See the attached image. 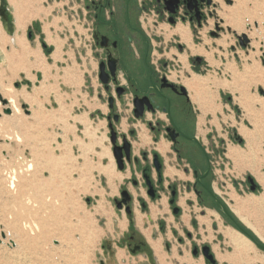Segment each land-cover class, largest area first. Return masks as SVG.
<instances>
[{
	"label": "rangeland",
	"instance_id": "374dc122",
	"mask_svg": "<svg viewBox=\"0 0 264 264\" xmlns=\"http://www.w3.org/2000/svg\"><path fill=\"white\" fill-rule=\"evenodd\" d=\"M92 1L0 0L11 32L9 35L3 29L0 20V94L16 93L21 112L13 114L9 105L0 103V121L15 116L19 126L13 130L0 123V173L20 172L16 183L20 195L29 194L32 199L37 195L33 200L39 202L24 205L18 198L6 199L0 190V264H144L142 255L134 257L121 245L129 220L124 210H117L115 202L123 187L134 197V227L149 242L157 264H207L201 253L192 255L193 248L208 246L211 250L215 241H221L218 230L233 226L212 201L196 198L192 171H184L188 168L186 161L173 160V167L166 163L164 171L177 186L178 218L170 211L167 194L160 193L159 200L150 202L141 187L137 190L126 180L131 176L130 169L121 171L116 165L107 121V93L98 78V62L103 55L94 45V14L87 8ZM131 1L141 10L152 64L158 68L165 64L167 78L184 87L181 71L187 79L192 74L208 78L213 109L201 115L193 105L195 134L209 158L208 183L219 193L218 199L224 204L221 198L225 200L231 193L240 199L258 198L262 188L255 184V191L249 189L250 173L243 170L238 174L227 151L238 149L246 154L245 139L249 136L254 140L255 135L264 146V0H242L241 10L226 11L225 18L233 29L224 26V30H216L214 24L224 23L219 13L231 8L233 0H211L209 5L199 0H178L174 15L166 9L165 3L171 0H122ZM117 3L112 1L114 7ZM196 11L199 19L194 16ZM187 14H193V19ZM171 17L173 23L169 22ZM21 24L23 29L18 28ZM178 24L189 32L187 44L176 36L166 37L162 30ZM242 34L253 45L240 46L237 35ZM15 37L21 39L19 43L14 42ZM178 55L185 56L186 69L176 60ZM196 57L201 61L196 62ZM36 60L43 63V69L37 68ZM43 81L45 85L40 87ZM36 87V104H27L23 93H32ZM3 108H9L11 114H3ZM117 112L122 119L116 129L126 133L130 128L126 118L131 112L119 102ZM23 120L27 126H20ZM141 124H133L137 134ZM15 132L20 142L6 140L5 134L13 136ZM146 132L151 144L143 148H154V135L148 129ZM137 145L133 144L135 153ZM111 161L116 176L109 182L99 170ZM28 163L33 166L31 171L26 170ZM168 169L178 174L169 176ZM204 169L201 161L196 170L202 173ZM135 174L140 181V174ZM140 194L148 204L145 212L136 199ZM47 196L56 203H45ZM251 203L256 202L241 203V210L264 229V209L256 211ZM14 221L21 231H14ZM159 223L164 226L162 232ZM22 224L27 227L22 229Z\"/></svg>",
	"mask_w": 264,
	"mask_h": 264
},
{
	"label": "flooded vegetation",
	"instance_id": "af4514ba",
	"mask_svg": "<svg viewBox=\"0 0 264 264\" xmlns=\"http://www.w3.org/2000/svg\"><path fill=\"white\" fill-rule=\"evenodd\" d=\"M112 1L95 0L87 8L92 9L94 14V25L91 29L94 45L103 55V58L100 56L98 62V77L101 64H103L104 72L108 76L107 85H103L107 93L106 102L109 108L107 121L108 126L111 124L116 132L114 146L119 149L118 153L122 156L123 169L121 171H125L126 168L130 169L131 176L126 180H129L137 190L141 187L150 202L154 203L159 200L160 193L167 194L170 211L175 218H178L181 211L176 203L177 186L173 180L164 174L166 163L170 162V166H175L172 163L173 160L186 161L185 167L188 166V168H185L184 171L186 173H189V170L192 171L194 180L192 191L196 198L199 201L208 198L214 203L206 192V189L213 190L208 183L211 175L210 161L202 146V141L195 134V111L186 88L180 83L169 80L165 75L166 65L162 63L158 68L149 60V42L142 31L140 8L135 5L134 1L123 3L122 0H117L118 3L114 7ZM2 14L8 18L6 11ZM187 16L193 19V14H187ZM194 16L199 19L197 13ZM109 59L114 67V76L110 72ZM143 67H145L146 73L143 72ZM180 88L185 89L186 95L181 93ZM142 98H147L153 111H149L147 106L143 105V116L136 119L134 117V100ZM179 99L185 104L184 107L180 105ZM110 100H112V108H110ZM117 102L121 107H127L131 112V115L126 118L127 124L130 125L126 133L116 129V125H119L122 119V116L117 112ZM137 105L139 106V104ZM185 110L186 112L183 113ZM115 116H117L116 120H114ZM176 119L180 121L177 123ZM138 121L154 135V142L160 143L162 140H166L169 143V152L166 154L167 162L164 156L155 150V146L149 149L139 148L135 153L133 144L138 141V138L133 124ZM171 137H174L175 141H171ZM192 138H196L198 144L192 141ZM124 142L129 144V159L125 155ZM111 147L113 149L112 145ZM201 161H204L205 169L202 173H198L196 167L201 164ZM176 167L178 166L176 165ZM195 171L197 177L194 175ZM206 172L207 174L202 177ZM135 173L140 174V181ZM198 178H200L199 182L197 181ZM123 191L127 192L126 203H123L121 195ZM136 199L141 211L145 212L148 209L145 198L140 194L137 195ZM171 200L173 201L172 204H170ZM133 201L134 197L127 187L121 188L120 197L115 202V206L117 208L119 204L120 208L117 210H124L129 220V226L121 245L134 257L142 255L145 258L144 264H155L156 261L149 242L134 227ZM214 204L218 207L216 203ZM176 208L178 211L174 214L173 210ZM127 209L129 213L126 212ZM163 229L164 226L159 223V230L162 232ZM202 247L197 248L195 256L201 253Z\"/></svg>",
	"mask_w": 264,
	"mask_h": 264
},
{
	"label": "bare ground",
	"instance_id": "6f19581e",
	"mask_svg": "<svg viewBox=\"0 0 264 264\" xmlns=\"http://www.w3.org/2000/svg\"><path fill=\"white\" fill-rule=\"evenodd\" d=\"M233 1H234V4H233V6L231 8L222 9V11L219 13V16L224 17V23H222V24H219V23L214 24L216 30H224L223 29L224 26H231V25H228V23H230V22L227 21V19L225 18L226 11L228 13H232L233 10L235 9V11L238 12V10H241V7H243L242 0H233ZM22 25L23 24H21L18 28L23 29L24 25L23 26ZM231 28H232V26H231ZM162 30L164 31L166 37H169V36L173 35V36H177L178 39L180 40V42L183 43V44H187L189 42V38H190L189 37V32H188L187 28L182 26V25L178 24L174 28H172L171 30L167 29V27H162ZM241 36H245V38L247 40L245 45L247 47L253 45V43L250 44V41H249V39L247 38V36L245 34H242L240 36L237 35V40L238 39H242ZM20 40L21 39L19 37H15L14 42L19 43ZM25 54L27 56L31 55L29 52H26ZM176 60L179 63L182 64V69H186L185 56L178 55ZM36 66H37V68L39 70L43 69V63H39V60H36ZM183 80H184L183 81L184 85L189 89V91H188V89L186 88L187 92H188L189 99L196 105L197 109L200 110L201 115H205L210 110H212L213 109L212 108V94L208 90V87H207L208 78H203V77L196 76L195 74H192L191 75V79L183 78ZM44 85H45V82L43 81L41 83L40 87H43ZM37 91H38V89L36 87L33 90L32 93H23L24 94L22 96L23 101L27 102V104H30V105L36 104L35 102H36ZM189 92H191V93H189ZM14 94L16 95V93H14ZM14 94L12 95V94H9L7 92H2V94H0L1 100L5 101L6 103H5V105H3L1 103V100H0V103H1L2 106L9 105V107L12 109V113L13 114H15V113L16 114H20L21 112L19 110V107L16 105L17 97H15ZM5 97L7 98V100H5ZM7 101H8V104H7ZM4 110H9L10 114H11V110L9 108H3L2 111H4ZM17 118L18 117H15V116L12 117V118L10 117V119L2 120V121H0V123L7 124L13 130H15V129L18 130L19 126L18 125L16 126V124H15L17 122L16 121ZM27 123L28 122H26V120H23V122H21L20 126H27ZM137 128H138V134H137V138H138V141H137L138 145L137 146H138V148H143V146L144 147L145 146H149L151 144V140L149 138V135L146 132L145 127L144 126H137ZM123 129H125V128H123ZM5 138H6V140L14 138L15 142H20L21 141V138H20V136H19V134L17 132H15L13 134V136L11 134H5ZM138 148H137V150H138ZM155 150L157 152H159V154L165 156V158H166V154L169 152V143L166 140H162L160 143H157L155 145ZM236 152L237 151L234 150V153H236ZM32 169H33L32 164L28 163L26 165V170L27 171H31ZM99 171L108 178L109 182H112L113 178L116 176V173L114 171V163L112 161H111V164H109L107 166H103L102 168H100ZM19 174H20V172H16L14 170H10L9 172L8 171H3L2 173H0V190L2 191L1 194L6 195V199L8 198L7 196H9L11 199H15V200H17V198H18L20 203L21 204L24 203V205L29 204V203H31V205H34V203H39L38 201H34L33 200V199H37V197H38L37 195H34L35 197L33 199H32V197L27 196L29 194H24V195H26L25 197H24L23 194L20 195V191H19V189H18V187L16 185V183L18 182V177H19L18 175ZM166 174L171 176L173 174L177 175L178 173L174 169H168ZM32 192H33V190H32ZM17 194H18V197L16 196ZM44 199H45V201H44L45 203H48V204L56 203L55 201L51 202L52 201L51 197L47 196L46 198L44 197ZM244 200L246 201V199H244ZM253 202H256V203H251V204H249V206H254L256 208V211H258V210H260L262 208V204H263L264 200L255 199V200H253ZM33 207H35V206H33ZM228 209L230 210L232 215L233 214L235 215L236 219L239 221V223H241L242 226L244 225L247 229L252 231V233L254 235H256V237L262 243H264V236L261 233H259L258 230L256 228H254L248 222V220L246 218H244V217H242L240 215L241 214V207L238 208L237 206L236 207L233 206L232 209H230V207H228ZM211 213L215 217H218V215L214 211H211ZM14 222H13V225H12L14 231H21V229H18V227L21 228L19 226V223H16V221H14ZM21 226H22V229H23V226H24V228L27 227L26 224H22ZM224 232H225L226 236H228L230 244L233 246V248L238 253L247 254L248 252H254L255 251L253 244L247 238L242 236L240 233H238L234 229L227 227V229ZM8 261H9V259H8Z\"/></svg>",
	"mask_w": 264,
	"mask_h": 264
},
{
	"label": "crops",
	"instance_id": "0c3cea01",
	"mask_svg": "<svg viewBox=\"0 0 264 264\" xmlns=\"http://www.w3.org/2000/svg\"><path fill=\"white\" fill-rule=\"evenodd\" d=\"M181 73H182V75H181ZM179 74L181 75L182 78H185L183 76V72H180ZM185 79H187V78H185ZM189 79H191V76ZM185 88H186V86H185ZM192 105H195V104L192 102ZM245 140H246V145L248 147L247 148L248 151L246 152V154H244V151L242 152V151H239L237 149H231L230 148L229 151H227V156L232 161V163L235 167L234 170L238 174L241 173L243 170H246L250 173V175H251L250 177L254 180L255 184L257 186H259L260 188H262V191H263L261 196H259L256 199L264 200V146L261 144L260 139H258L256 135L254 136V140H253V138H251L249 136ZM234 150H236L237 152L234 153ZM259 163H262V164L258 165ZM213 191L215 192V190H213ZM216 195H219V193H216ZM221 200L224 202V204L227 203L226 206L229 205L228 207H230L232 209L233 206L234 207L237 206L238 208H240L241 203L244 204L245 202H247V203L253 202V200H255V197L250 196V197L246 198V201H245L244 199H240V198H238V196H236L235 194L233 195L231 193V194L227 195V198L225 200L222 198H221ZM228 202H232L233 204H229ZM261 209H264V202L262 204ZM240 215L242 217L246 218L248 220V222L254 228H256L259 233H261L264 236V229H262V226L260 227V226L256 225L257 221H255L254 218L251 219L249 217V215L247 216V214H245L242 210H241ZM227 227H229V226H222V228L219 229L217 232V233H219L218 235L220 236L221 241L213 240V241H215V243L211 247V252L214 255L215 264H259L260 259L262 260V264H264V255H262L264 253L262 251H259L250 240L249 241L253 244L255 251L254 252H248L247 254L238 253L233 248V246L230 244L228 236H226V234L224 232L227 229ZM229 228H231V227H229ZM247 230H249V229H247ZM254 236H256V235H254ZM262 244H264V243H262ZM222 247L229 248L230 250H223ZM155 264H157V262H155Z\"/></svg>",
	"mask_w": 264,
	"mask_h": 264
},
{
	"label": "water",
	"instance_id": "95a60500",
	"mask_svg": "<svg viewBox=\"0 0 264 264\" xmlns=\"http://www.w3.org/2000/svg\"><path fill=\"white\" fill-rule=\"evenodd\" d=\"M201 2L205 1L207 5H209L211 3V0H199ZM2 2V0H1ZM166 6H167V11L171 14V15H174L175 14V9L178 7V4H179V1L178 0H171L170 2H167L165 3ZM191 9V7H189ZM195 9L197 10V8L195 7ZM6 9L0 5V20H1V23H2V27L3 29L9 34L11 35V32L9 30V27H10V22H9V19L7 18V16L5 17L2 13L5 12ZM7 12V11H6ZM196 13L198 14V11H196ZM169 22L170 23H173V18H169ZM215 35V33H214ZM242 39H238L239 41V44L240 46H244L245 47V43L247 42L245 36H241ZM101 40L103 41V38H101ZM179 49H181L180 46H178ZM195 61L196 62H200L201 59L199 57H196L195 58ZM109 66H110V72L111 74L114 76V67H113V64L111 62V60L109 59ZM99 71H100V74H99V80L101 82L102 85H107L108 83V76L107 74H105L104 72V68H103V64L100 65L99 67ZM165 81V80H164ZM180 91L181 93H183V95H186V92H185V89L184 88H180ZM0 100H1V96H0ZM1 103L3 105H5V101L1 100ZM110 108H112V100H110ZM139 104V106L137 105ZM143 105H146L147 106V109L150 111H153L149 101L147 100V98H142V99H135L134 100V107H135V114H134V117L136 119L140 118L143 116ZM3 114L5 115H10V111L9 110H4L3 111ZM117 116L114 117V120H116ZM109 120V118H108ZM109 131H110V144L113 146V149H112V155H113V158L116 162V165L118 167L119 170H122L123 169V161H122V156L121 154L118 153L119 149H117L116 146H114L115 144V137H116V132L114 131L112 125L110 124L109 125ZM184 138H187L185 137L184 135H182ZM192 141H194L196 144H198V141L196 138H192L191 139ZM171 141H175L174 137H171ZM123 148L125 150V155L127 157V159H129V144L127 142H124V145H123ZM207 174L204 173L202 177H204L205 175ZM194 175L197 177V172L195 171L194 172ZM197 181L199 182L200 181V178L197 179ZM247 183L249 184V189L253 192L255 191V188H256V185H255V182L254 180L251 178V177H247ZM206 192L209 194V196L212 198V200L214 201V203H216L219 207V211L220 213L226 218L228 219L229 221H231V215L229 213V209L226 205H223L219 202V199H218V196L214 193L213 190H209V189H206ZM122 198H123V203H126V200H127V192L123 191L122 192ZM173 201L171 200L170 201V204H172ZM117 208H120V205L118 204L117 205ZM178 211V209H174L173 210V213L176 214ZM127 213H129V210L127 209L126 210ZM237 231L242 234L244 237H246L248 240H250L254 245L255 247L259 250V251H262L264 252V245L261 243V242H255L251 237L250 235L248 234V232L241 228V227H237ZM201 253H202V256L203 258L205 259V261L209 264H215V259H214V256L211 254V251H210V248L208 246H203L202 249H201ZM197 254V248H194L193 251H192V255L195 256ZM99 264H104L103 261H100Z\"/></svg>",
	"mask_w": 264,
	"mask_h": 264
},
{
	"label": "trees",
	"instance_id": "16d2710c",
	"mask_svg": "<svg viewBox=\"0 0 264 264\" xmlns=\"http://www.w3.org/2000/svg\"><path fill=\"white\" fill-rule=\"evenodd\" d=\"M256 188H257V186H256ZM230 213V212H229ZM221 214V213H220ZM222 215V214H221ZM230 215H231V221H229L231 224H232V226H233V228H235L236 230H237V227H241V228H243V229H245L242 225H241V223H239V221L236 219V217L234 216V215H232L231 213H230ZM223 216V215H222ZM246 230V229H245ZM247 231V230H246ZM248 232V231H247ZM248 234L250 235V237L255 241V242H258V240L253 236V234L252 233H249L248 232Z\"/></svg>",
	"mask_w": 264,
	"mask_h": 264
}]
</instances>
